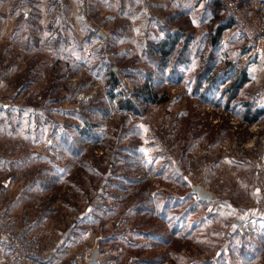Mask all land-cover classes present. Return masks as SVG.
I'll return each mask as SVG.
<instances>
[{
    "label": "rangeland",
    "instance_id": "1",
    "mask_svg": "<svg viewBox=\"0 0 264 264\" xmlns=\"http://www.w3.org/2000/svg\"><path fill=\"white\" fill-rule=\"evenodd\" d=\"M180 28L163 60L149 51L158 33L133 48L115 33L111 44L96 38L91 63L62 68L63 77L45 68L32 94H17L33 85L27 73L0 84L13 105L0 112V187L9 182L11 215V198L26 197L20 223L29 219L31 233L56 249L50 264L61 245L42 240L36 222L81 229L70 264L81 252L82 264H93L97 246L103 258L94 264H264V96L245 87L250 61L235 64L238 47L205 43L196 32L189 48ZM111 65L122 91L108 83ZM94 77L93 100H79ZM143 88L151 100L139 99L135 111L123 106ZM249 103L261 111L255 120ZM192 181L212 191L210 201ZM5 264H16L13 256Z\"/></svg>",
    "mask_w": 264,
    "mask_h": 264
},
{
    "label": "crops",
    "instance_id": "2",
    "mask_svg": "<svg viewBox=\"0 0 264 264\" xmlns=\"http://www.w3.org/2000/svg\"><path fill=\"white\" fill-rule=\"evenodd\" d=\"M249 1L253 5L258 2ZM180 27H184L183 38L187 39L185 45L189 48L196 32H203L205 43L210 41L213 45L217 35L216 42L222 36L227 37L221 44L225 47L233 45L240 51L245 46V39L230 30L231 21L226 19L220 0H0V84L24 76L26 79L28 75L24 74L27 73L35 76L32 77L33 85L18 89L17 94H32L37 91L38 80L45 75V68L75 70L84 63H91L93 52L89 47L96 38L111 44L116 40L115 33H124V48L136 47L138 43L144 47L153 32L159 34L161 39L156 42L161 43L171 37V32L179 33ZM100 31L106 36L100 35ZM129 53L134 54L133 51ZM245 70L242 77L247 84L245 87L250 86L264 96V51L255 55ZM64 73L62 70V77ZM0 93V99H3L4 94ZM7 108L0 107V112ZM11 199L12 216L20 222L26 197L21 198L18 194ZM41 222L40 225L36 222L35 227L39 237L61 245L51 264H70L67 258L77 248H82L77 242L83 235L81 229L77 227L71 232L64 224L53 229ZM9 255L12 256L11 251L0 245V264H5ZM102 258L101 254L99 259Z\"/></svg>",
    "mask_w": 264,
    "mask_h": 264
},
{
    "label": "built area",
    "instance_id": "3",
    "mask_svg": "<svg viewBox=\"0 0 264 264\" xmlns=\"http://www.w3.org/2000/svg\"><path fill=\"white\" fill-rule=\"evenodd\" d=\"M220 2L225 9L226 19L231 21L230 30L245 39V46L238 52L234 59L235 64L239 68L244 69V66L255 55L264 51V0H258L256 5H253L249 0H220ZM220 40V43L223 44L226 42L227 37L222 36ZM78 74L79 76L83 74V68L78 71ZM229 76L230 73H227L226 78ZM78 79L79 77L75 78V80ZM174 80V76L165 78L163 84L166 83L169 86ZM87 83L88 85H93L92 87L94 88L90 94L84 91H78L76 96L81 101H89L96 94V78H92ZM121 84L117 82L118 87L115 90L122 91ZM123 93L119 92L117 97L120 99L124 98L125 95ZM239 110L241 112H238V117L244 120L245 112L243 109L239 108ZM254 123L257 122L252 121V124ZM262 159L264 160V155ZM145 172L146 170L142 169L139 176H144ZM8 185L9 182L5 181L3 187H0V245L11 251L16 264H50L56 255V249L52 246L45 245L38 237L31 233L33 223L29 219H25V221L20 223L13 218L6 205L5 188ZM34 203L36 207H39L42 201L38 199ZM82 257L83 252L79 253L72 264H82ZM208 264L217 263L212 262Z\"/></svg>",
    "mask_w": 264,
    "mask_h": 264
},
{
    "label": "trees",
    "instance_id": "4",
    "mask_svg": "<svg viewBox=\"0 0 264 264\" xmlns=\"http://www.w3.org/2000/svg\"><path fill=\"white\" fill-rule=\"evenodd\" d=\"M178 38H179V33H172L171 32V37L162 41L161 43H151V45L149 46L150 49V54H154L156 53V55L158 54L159 57H161V59L163 60L164 57H168L169 55H171L172 52L175 51L176 46L178 44ZM159 59L161 62L162 60ZM113 65H111L109 67V71H108V83H111L112 85H115L118 81V76L116 71L113 69ZM147 86V85H146ZM152 97V95L147 94L145 92V89H141L137 92L136 97L133 99H127L123 106H125L128 109H132V110H139L138 107V101L139 99H143L146 101L151 100L150 98ZM261 111L260 110H254V107L252 106L251 103L248 104V116L247 119L248 120H255L259 113Z\"/></svg>",
    "mask_w": 264,
    "mask_h": 264
},
{
    "label": "water",
    "instance_id": "5",
    "mask_svg": "<svg viewBox=\"0 0 264 264\" xmlns=\"http://www.w3.org/2000/svg\"><path fill=\"white\" fill-rule=\"evenodd\" d=\"M100 35H102L103 37L106 36L103 31H100ZM218 36H214L213 38V43L215 44L216 43V40H217ZM114 70L117 71V67L115 66L114 67ZM10 104L4 100V99H0V107H6V106H9ZM179 171L180 173H183L182 169L179 168ZM191 186L193 188V191L195 193H197L199 195V198L201 200H209L212 198V191L209 190L208 188L205 187V185L203 183H199V182H196V181H192L191 182ZM99 251H100V247L97 246L92 255H91V260L93 263L95 262H98L99 258H98V255H99Z\"/></svg>",
    "mask_w": 264,
    "mask_h": 264
}]
</instances>
